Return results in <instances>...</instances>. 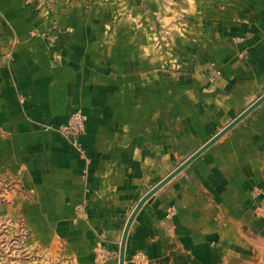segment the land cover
Instances as JSON below:
<instances>
[{
    "label": "crops",
    "instance_id": "obj_1",
    "mask_svg": "<svg viewBox=\"0 0 264 264\" xmlns=\"http://www.w3.org/2000/svg\"><path fill=\"white\" fill-rule=\"evenodd\" d=\"M262 96L264 0H0L4 211L120 264L141 200ZM261 234L264 101L145 201L124 264H243Z\"/></svg>",
    "mask_w": 264,
    "mask_h": 264
},
{
    "label": "rangeland",
    "instance_id": "obj_2",
    "mask_svg": "<svg viewBox=\"0 0 264 264\" xmlns=\"http://www.w3.org/2000/svg\"><path fill=\"white\" fill-rule=\"evenodd\" d=\"M3 193L0 191V264H67L59 248L32 247L22 220L5 213L10 201ZM257 238L253 253L243 264H264V234Z\"/></svg>",
    "mask_w": 264,
    "mask_h": 264
},
{
    "label": "water",
    "instance_id": "obj_3",
    "mask_svg": "<svg viewBox=\"0 0 264 264\" xmlns=\"http://www.w3.org/2000/svg\"><path fill=\"white\" fill-rule=\"evenodd\" d=\"M264 101V96H262L255 104H253L245 113L240 115L236 120H234L230 125H228L222 132L212 138L202 149H200L197 153H195L191 158L185 161L179 168H177L172 174H170L163 182H161L158 186H156L151 192H149L138 204L136 209L134 210L131 218L128 221L126 226L123 239L121 242V250H120V264H124L125 260V246L126 239L130 229V226L135 218V215L145 203L147 199H149L154 193H156L160 188H162L166 183H168L173 177L183 171L194 159H196L201 153H203L206 149H208L211 145L217 142L223 135H225L229 130H231L235 125H237L240 121H242L251 111H253L256 107H258Z\"/></svg>",
    "mask_w": 264,
    "mask_h": 264
},
{
    "label": "built area",
    "instance_id": "obj_4",
    "mask_svg": "<svg viewBox=\"0 0 264 264\" xmlns=\"http://www.w3.org/2000/svg\"><path fill=\"white\" fill-rule=\"evenodd\" d=\"M86 123L87 117L81 110H78L70 116L66 125L59 127L57 130L65 140L73 146H77L79 137L85 131Z\"/></svg>",
    "mask_w": 264,
    "mask_h": 264
}]
</instances>
